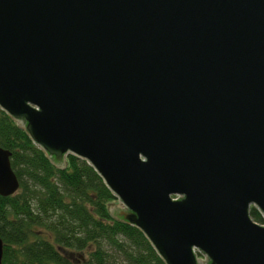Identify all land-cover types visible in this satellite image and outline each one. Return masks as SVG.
I'll list each match as a JSON object with an SVG mask.
<instances>
[{"label": "water", "instance_id": "water-1", "mask_svg": "<svg viewBox=\"0 0 264 264\" xmlns=\"http://www.w3.org/2000/svg\"><path fill=\"white\" fill-rule=\"evenodd\" d=\"M0 110L164 264H264V0H0Z\"/></svg>", "mask_w": 264, "mask_h": 264}, {"label": "trees", "instance_id": "trees-1", "mask_svg": "<svg viewBox=\"0 0 264 264\" xmlns=\"http://www.w3.org/2000/svg\"><path fill=\"white\" fill-rule=\"evenodd\" d=\"M0 147L18 180L0 196L1 264H164L140 230L109 212L115 198L84 160L69 154L56 167L2 110Z\"/></svg>", "mask_w": 264, "mask_h": 264}, {"label": "rangeland", "instance_id": "rangeland-1", "mask_svg": "<svg viewBox=\"0 0 264 264\" xmlns=\"http://www.w3.org/2000/svg\"><path fill=\"white\" fill-rule=\"evenodd\" d=\"M112 204H113V205H116V200H115ZM112 204H111V205H112ZM73 257H74V256H73ZM74 263L76 264V261H75V262H72L71 264H74Z\"/></svg>", "mask_w": 264, "mask_h": 264}]
</instances>
